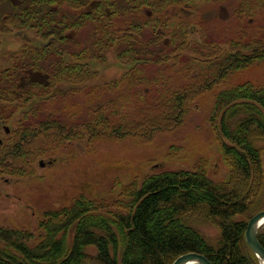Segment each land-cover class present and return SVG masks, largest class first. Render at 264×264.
<instances>
[{
  "label": "rangeland",
  "instance_id": "obj_1",
  "mask_svg": "<svg viewBox=\"0 0 264 264\" xmlns=\"http://www.w3.org/2000/svg\"><path fill=\"white\" fill-rule=\"evenodd\" d=\"M180 1L172 7L165 4L162 20L147 5L140 7V13L127 12L128 7L118 5L120 16L111 24L102 23L96 31L90 23L78 33L82 47L90 49L95 38L107 32L110 36L116 33L117 38L135 39L147 44L155 55L161 51L160 61L130 64V60H119L115 47H109L105 58L98 60L90 51L81 61L91 71L89 80L58 83L51 92L55 97L17 105L10 120L0 121V153L13 150L16 144L23 150L18 156L1 157L0 228L33 235L29 245L35 246L45 236L43 222L54 214L62 218L61 214L79 200L93 203L97 216L115 220L118 215H128L135 192L145 180L164 172L198 170L219 184L236 181L238 175L232 157L224 154L223 138L217 129L219 115L213 106L223 86L213 88V84L198 94L194 103L187 102L181 112L176 111L174 102L178 94L211 79L208 74L221 56L250 52L253 47L246 45L264 37V0ZM63 8L70 14L77 13L69 4ZM159 19L164 25L157 28ZM138 26L142 29L139 36ZM21 31L24 33L20 36ZM161 32L160 43L151 44ZM179 37L180 44L170 48ZM52 41L37 30L11 29L0 34V71L9 68L12 55L30 47L42 49ZM128 45L123 43L122 48ZM188 61L191 68L183 69ZM135 66L138 69L132 73ZM25 77L29 81L48 79L33 70ZM225 81L228 86L250 83L263 88L264 60L231 72ZM41 99L44 102L39 103ZM37 104H42L41 119L56 114L68 125L69 135L44 137V133L32 144L16 139L20 125L27 123L23 112ZM8 111L5 114L9 116ZM258 147L263 169L262 181L256 187L259 194L253 193L250 200L253 216L264 210V141ZM186 222L211 241L221 234L215 222L198 213L189 215ZM75 228L76 224L68 232L70 246ZM260 230L264 231V224ZM4 246L0 241V247ZM87 253L95 257L97 249L88 247ZM91 258L85 264H97Z\"/></svg>",
  "mask_w": 264,
  "mask_h": 264
},
{
  "label": "trees",
  "instance_id": "obj_2",
  "mask_svg": "<svg viewBox=\"0 0 264 264\" xmlns=\"http://www.w3.org/2000/svg\"><path fill=\"white\" fill-rule=\"evenodd\" d=\"M17 2L12 4L11 0H0V34L11 29L37 30L53 41L42 49L30 47V50L12 55L9 68L0 71V121L10 120L17 105H30L40 97H52L51 92L58 83L68 84L73 79H76L75 82L89 80L91 71L81 61L89 57L87 53L90 51L93 52L92 57L98 60L105 58L104 53L109 47H115L119 60H130V64L143 60L160 61L161 51L155 55L148 50L147 44L135 39L117 38L116 33L110 36L107 32L101 38H95L90 49L82 47L78 33L90 23L96 31L103 27L102 23L111 24L120 16L118 5H125L127 12L131 13H140V7L147 5L162 20L165 4L172 7L182 3L180 0ZM64 4H69L77 13L70 14L64 10ZM160 19L157 28L164 25ZM137 29L139 36L141 26ZM161 36L162 32L156 34L155 40L150 43L158 45ZM173 37L176 38V35ZM181 39L179 37L176 43L172 42L170 48L179 45ZM123 43H128V47L122 48ZM118 44L121 45L119 48ZM251 47L253 49L247 53L221 56L208 74L211 79L207 78L206 83L178 94L174 102L176 111L181 112L213 84V88L223 86L217 92L213 106L219 115L217 129L223 138L224 154L232 157L238 175L236 181L219 184L204 171L198 170L164 172L145 180L141 189L135 192L130 213L118 215L115 220L93 214L97 211L94 204L79 200L61 214L62 218L54 214L50 220L43 222L45 236L35 246L29 245L33 235L0 228V241L6 245L0 247V264H85L91 258L87 253V248L91 246L97 249V255L91 258L97 264H173L178 257L188 253L202 254L211 264H260L245 236L247 224L253 217L254 205L250 200L253 193L259 194L256 187L262 181L263 161L258 144L264 141V87L250 83L224 85L231 72L264 60V37L246 45V48ZM189 65L190 61L183 69L189 70ZM137 69L135 66L131 72ZM30 70L42 72L48 79L29 81L25 76ZM41 105L23 112L27 123L20 125L19 135L15 131L16 139L21 143L32 144L44 133H47L44 137L63 133L69 135L68 125L56 114L41 119L44 115L40 111ZM175 122L180 123L176 119ZM50 131L53 132L48 134ZM21 152V145L16 144L13 150L0 153V164L4 160L2 154L9 156ZM195 213L220 227L221 234L217 240H209L186 222L189 215ZM75 224L73 244L70 246L68 232ZM257 238L264 247V231L260 230Z\"/></svg>",
  "mask_w": 264,
  "mask_h": 264
},
{
  "label": "water",
  "instance_id": "obj_3",
  "mask_svg": "<svg viewBox=\"0 0 264 264\" xmlns=\"http://www.w3.org/2000/svg\"><path fill=\"white\" fill-rule=\"evenodd\" d=\"M24 32H18V35H23ZM25 40L29 38L25 36ZM31 41V40H30ZM264 224V210L254 215L247 224L246 240L254 254L257 256L258 262L264 264V247L257 238L261 227ZM211 264V261L204 255L199 253H188L178 257L173 264Z\"/></svg>",
  "mask_w": 264,
  "mask_h": 264
},
{
  "label": "bare ground",
  "instance_id": "obj_4",
  "mask_svg": "<svg viewBox=\"0 0 264 264\" xmlns=\"http://www.w3.org/2000/svg\"><path fill=\"white\" fill-rule=\"evenodd\" d=\"M194 264H196V263H194Z\"/></svg>",
  "mask_w": 264,
  "mask_h": 264
}]
</instances>
